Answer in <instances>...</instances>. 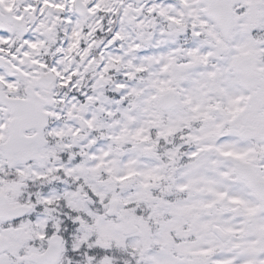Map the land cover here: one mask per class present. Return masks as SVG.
Here are the masks:
<instances>
[{"label":"snow or ice","instance_id":"1","mask_svg":"<svg viewBox=\"0 0 264 264\" xmlns=\"http://www.w3.org/2000/svg\"><path fill=\"white\" fill-rule=\"evenodd\" d=\"M0 264H264V0H0Z\"/></svg>","mask_w":264,"mask_h":264}]
</instances>
